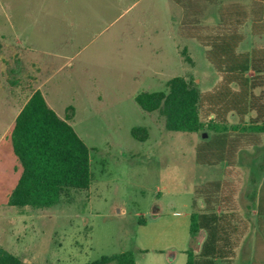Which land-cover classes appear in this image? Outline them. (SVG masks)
<instances>
[{
	"label": "rangeland",
	"instance_id": "1",
	"mask_svg": "<svg viewBox=\"0 0 264 264\" xmlns=\"http://www.w3.org/2000/svg\"><path fill=\"white\" fill-rule=\"evenodd\" d=\"M254 1L264 21V0H215L200 31L217 27L220 6ZM183 18L174 0H0V247L25 263L90 264L133 251L136 264H186V250H199L205 239L204 232L190 234L192 211L206 207L197 192L214 181L221 191L237 190L244 213L254 207L235 264H264L257 218L264 134H228L226 144L236 149L230 162L212 133L168 130L159 110L136 101L142 91L167 90L177 75L204 92L219 82L208 47L181 34ZM254 22L241 25L239 52L264 46ZM13 74L23 84L15 91ZM27 84L40 87L59 116L69 105L77 111L72 124L90 148L93 179L88 190L72 192V202L45 209L8 204L22 171L11 132ZM136 126L148 130L147 139L133 136Z\"/></svg>",
	"mask_w": 264,
	"mask_h": 264
},
{
	"label": "trees",
	"instance_id": "2",
	"mask_svg": "<svg viewBox=\"0 0 264 264\" xmlns=\"http://www.w3.org/2000/svg\"><path fill=\"white\" fill-rule=\"evenodd\" d=\"M174 1L184 9L181 34L208 47L206 57L215 66L220 80L213 89L204 92L192 80L177 75L167 81V90L142 91L137 94L136 101L146 111L159 110L166 118L168 130L212 133L218 137L220 156L227 154L231 162L236 149L226 144L228 134H264V46L251 53L238 51L244 39L240 28L248 19H255L253 33L264 34V21L256 9V3L260 1H254L248 9L238 3L220 6L217 27L209 32H201L200 28L208 3H215V0ZM186 59L192 61L187 54ZM20 70L19 67L13 73ZM251 71L254 73L250 74ZM21 83L22 79L14 74L9 79L12 91L22 86ZM24 87L23 92L29 93L11 132L13 149L22 171L8 204L45 209L63 200L72 202V192L88 190L93 179L90 148L71 123L76 109L69 105L65 117H61L41 89H34L29 84ZM233 116L238 119L236 123L231 121ZM132 134L139 140L149 136L142 126L134 127ZM202 150L200 156L205 154ZM230 187L224 186L221 191V186L212 181L198 190L206 207L192 211L190 234L196 237L204 232L205 239L199 250L193 247L186 250V264H235L237 249L251 229L254 207L248 205V213H244L236 206L234 192L237 190ZM262 215L261 201L257 218L263 227ZM0 264L56 263H25L20 256L0 247ZM90 264H136V258L133 251H124L103 255Z\"/></svg>",
	"mask_w": 264,
	"mask_h": 264
},
{
	"label": "crops",
	"instance_id": "3",
	"mask_svg": "<svg viewBox=\"0 0 264 264\" xmlns=\"http://www.w3.org/2000/svg\"><path fill=\"white\" fill-rule=\"evenodd\" d=\"M37 89H40V87H38ZM46 97V96H45ZM76 114H77V111H76ZM76 114H75V117H76ZM64 117V116H63ZM72 123V122H71ZM74 126V125H73ZM12 128H13V126H12Z\"/></svg>",
	"mask_w": 264,
	"mask_h": 264
},
{
	"label": "water",
	"instance_id": "4",
	"mask_svg": "<svg viewBox=\"0 0 264 264\" xmlns=\"http://www.w3.org/2000/svg\"><path fill=\"white\" fill-rule=\"evenodd\" d=\"M206 135V134H205Z\"/></svg>",
	"mask_w": 264,
	"mask_h": 264
}]
</instances>
